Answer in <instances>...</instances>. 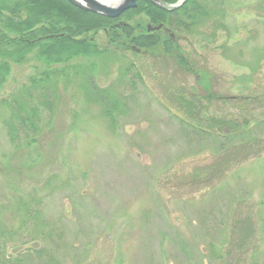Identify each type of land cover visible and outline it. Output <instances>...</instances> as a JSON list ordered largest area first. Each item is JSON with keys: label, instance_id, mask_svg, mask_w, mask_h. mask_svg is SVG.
Listing matches in <instances>:
<instances>
[{"label": "rangeland", "instance_id": "obj_1", "mask_svg": "<svg viewBox=\"0 0 264 264\" xmlns=\"http://www.w3.org/2000/svg\"><path fill=\"white\" fill-rule=\"evenodd\" d=\"M224 9V28L179 39L197 74L155 52L71 62L95 64L93 81L124 95L114 127L85 99L83 76L69 74L50 111L33 100L36 142L13 144L8 104L35 88L45 64L33 53L10 62L0 89V219L9 233L1 264H264V149L208 186L192 185L212 147L172 116L171 94L202 92L200 76L228 99L212 110L264 120V0H224ZM96 39L105 44L101 32ZM130 63L140 74L133 87L120 74ZM38 201L44 235L32 240L25 208Z\"/></svg>", "mask_w": 264, "mask_h": 264}, {"label": "trees", "instance_id": "obj_2", "mask_svg": "<svg viewBox=\"0 0 264 264\" xmlns=\"http://www.w3.org/2000/svg\"><path fill=\"white\" fill-rule=\"evenodd\" d=\"M161 1L172 4L177 0ZM224 18V0H185L176 8H163L149 0H138L135 8L115 18L82 10L66 0H0V89L10 74V62L25 63L28 55L33 53L45 64L40 78L32 79L31 87L35 88L29 90L30 87H26L25 95L14 96L8 104L13 110L7 122L10 141L28 146L36 142V136L40 134L41 111L33 100H39L40 105L50 111L59 78L69 74L83 76L81 87L85 99L96 103L114 127L125 111L124 95L116 93L112 86L99 87L93 81L91 74L95 64L81 66L72 61L78 58L113 59L115 54L126 51L141 55L155 52L171 59L185 72L197 74L193 60L182 51L179 39L203 34L200 30L207 26L214 30L224 28ZM148 24L151 27L161 24V27L147 30ZM99 32L103 34L104 45L97 42ZM120 74L131 87L140 80L138 70L131 63L122 68ZM196 81L202 92L191 89L171 94L177 107L172 116L187 136L196 142H210L213 151L208 156L210 160L189 181L192 185L208 186L223 172L261 153L264 138L257 130L264 125V120L255 119L249 113L246 116L217 113L212 107L218 103L226 104L227 97L211 91L209 81L200 76H196ZM38 87L41 91L34 97L33 92ZM40 211L39 201L28 203L25 208L24 222L31 223L29 236L32 240L44 235L38 230L42 224ZM8 235L0 219V260Z\"/></svg>", "mask_w": 264, "mask_h": 264}, {"label": "water", "instance_id": "obj_3", "mask_svg": "<svg viewBox=\"0 0 264 264\" xmlns=\"http://www.w3.org/2000/svg\"><path fill=\"white\" fill-rule=\"evenodd\" d=\"M73 6L82 10L102 15L108 18L118 17L126 10L136 7L138 0H66ZM154 4L163 8H176L180 6L185 0H177L175 3H163L161 0H149ZM161 24L152 27L148 24L147 30L159 29ZM134 49V48H133Z\"/></svg>", "mask_w": 264, "mask_h": 264}]
</instances>
